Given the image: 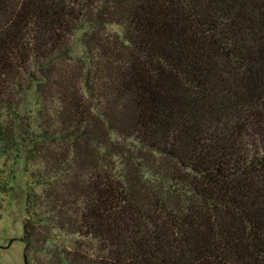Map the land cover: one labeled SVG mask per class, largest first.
<instances>
[{"label": "trees", "instance_id": "1", "mask_svg": "<svg viewBox=\"0 0 264 264\" xmlns=\"http://www.w3.org/2000/svg\"><path fill=\"white\" fill-rule=\"evenodd\" d=\"M0 158L29 264H264V0H0Z\"/></svg>", "mask_w": 264, "mask_h": 264}, {"label": "rangeland", "instance_id": "2", "mask_svg": "<svg viewBox=\"0 0 264 264\" xmlns=\"http://www.w3.org/2000/svg\"><path fill=\"white\" fill-rule=\"evenodd\" d=\"M4 163V178L11 189L7 194L1 195L0 264H29L24 254L22 220L30 177L23 171L21 162L16 167L13 160L0 158V166Z\"/></svg>", "mask_w": 264, "mask_h": 264}, {"label": "water", "instance_id": "3", "mask_svg": "<svg viewBox=\"0 0 264 264\" xmlns=\"http://www.w3.org/2000/svg\"><path fill=\"white\" fill-rule=\"evenodd\" d=\"M24 261H25V259H24Z\"/></svg>", "mask_w": 264, "mask_h": 264}]
</instances>
